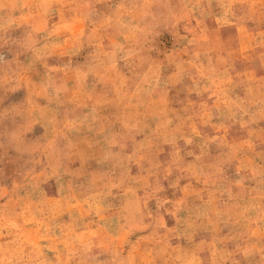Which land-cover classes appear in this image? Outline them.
<instances>
[{
  "label": "clouds",
  "instance_id": "9594fccd",
  "mask_svg": "<svg viewBox=\"0 0 264 264\" xmlns=\"http://www.w3.org/2000/svg\"><path fill=\"white\" fill-rule=\"evenodd\" d=\"M0 264H264V0H0Z\"/></svg>",
  "mask_w": 264,
  "mask_h": 264
}]
</instances>
